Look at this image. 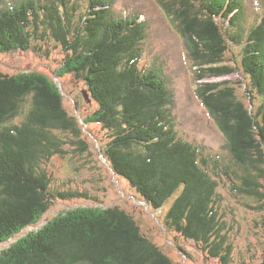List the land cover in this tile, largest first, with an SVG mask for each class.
Masks as SVG:
<instances>
[{
  "label": "trees",
  "instance_id": "obj_1",
  "mask_svg": "<svg viewBox=\"0 0 264 264\" xmlns=\"http://www.w3.org/2000/svg\"><path fill=\"white\" fill-rule=\"evenodd\" d=\"M159 6L203 83L198 99L225 138L231 166L181 137L170 70L159 55L144 66L150 27L133 4L117 13V0H0V55L42 57L59 47L64 57L55 78L81 83L96 105L83 122L108 134L103 154L112 172L154 213L168 207L162 221L169 234L230 264L233 247L219 213L222 175L237 196L264 202V0H159ZM249 13L258 20L250 27ZM232 46L240 50L236 59ZM236 74L242 81H217ZM79 119L52 77L0 73V245L12 241L0 264H184L118 206H80L26 233L57 202L95 201L86 192L58 190L49 171L54 158L70 154L67 146L79 157L90 153Z\"/></svg>",
  "mask_w": 264,
  "mask_h": 264
},
{
  "label": "rangeland",
  "instance_id": "obj_2",
  "mask_svg": "<svg viewBox=\"0 0 264 264\" xmlns=\"http://www.w3.org/2000/svg\"><path fill=\"white\" fill-rule=\"evenodd\" d=\"M84 3L85 1H82V4ZM129 3L138 8L137 18L150 27L149 34L143 43L144 66H150L157 55L163 57L160 60L161 63L167 62L169 76H171L170 90L176 102L174 114L178 120L181 137L201 145L209 155L218 156L219 161L221 157L224 158V167L231 166V156L227 150L225 138L211 118L208 109L198 99L197 91L203 83L195 79L196 72L186 57L185 46L176 27L163 13L159 0H117L116 12H123L124 7ZM257 21L256 17L249 13L248 27L255 25ZM46 50L49 54L42 57L34 51L0 55V73L16 75L22 71L33 70L55 79L57 86L64 94L67 108L76 112L81 120L80 125L85 130L86 141L90 144V153L79 157L72 152L75 148L67 146L70 154L66 158H54L49 164L50 174L54 178V187L62 191L71 189L86 192L95 201L57 202L41 224L26 233L37 231L56 216L80 206L93 208L118 206L132 214L145 234L162 247L173 260L184 264H223L219 259L205 256L193 241H186L174 232L169 234L162 221L168 207L163 212L154 213L137 197L135 190L126 180L112 172L103 154V146L109 140L108 134L98 125H87L83 122V118L96 111V105L88 102L84 97V88L81 83L69 76L62 79L55 78V70L60 66L64 54L59 47H48ZM232 50L236 59L240 50L236 46H232ZM228 54L231 58L233 57L230 53ZM166 56L168 60H165ZM238 59L240 60L239 57ZM238 80L242 81L241 76L236 74L217 81H228L234 84ZM256 102L257 105L262 103L260 99ZM29 108L27 103L24 115ZM20 121L22 118L15 123L19 124ZM222 176L218 194L222 196L223 201L219 204V213L227 226L226 231L233 247L230 264H264V202L237 196L232 190L231 182L225 175ZM232 179V182L235 181L241 186L240 180ZM11 243L12 241L0 245V253L10 248ZM179 248L188 252L191 258L187 259Z\"/></svg>",
  "mask_w": 264,
  "mask_h": 264
},
{
  "label": "bare ground",
  "instance_id": "obj_3",
  "mask_svg": "<svg viewBox=\"0 0 264 264\" xmlns=\"http://www.w3.org/2000/svg\"><path fill=\"white\" fill-rule=\"evenodd\" d=\"M203 74V73H202Z\"/></svg>",
  "mask_w": 264,
  "mask_h": 264
}]
</instances>
